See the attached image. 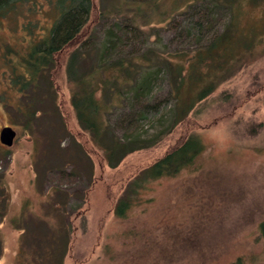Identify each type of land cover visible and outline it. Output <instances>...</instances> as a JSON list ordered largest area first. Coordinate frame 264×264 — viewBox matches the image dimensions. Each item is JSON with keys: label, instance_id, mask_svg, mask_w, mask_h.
<instances>
[{"label": "rangeland", "instance_id": "obj_1", "mask_svg": "<svg viewBox=\"0 0 264 264\" xmlns=\"http://www.w3.org/2000/svg\"><path fill=\"white\" fill-rule=\"evenodd\" d=\"M92 1V19L100 11L111 13L104 28L128 23L117 15L119 9L127 8L125 0ZM182 2L159 0L146 6L135 20L140 34L132 37L127 52L149 47L164 53L194 48L199 43L196 38L206 41V35L198 36L191 29L195 12L187 11ZM51 16V4L46 0H27L0 19V132L10 127L16 131L12 145L0 142V176H4L6 187L0 194V264H17L25 226L31 233L22 248L28 262L32 260L37 241L49 233L42 221L54 229L58 226L50 204L67 205L66 214L72 210L64 197L52 194L48 179L37 181L38 171L42 173L44 165L54 158L48 154L55 142L48 119L38 121L32 136L16 118L19 106L26 111L30 105L14 80L25 73L23 58L34 44L32 40H39L43 28L51 26ZM263 20L264 4L244 6V28L257 27ZM173 24L174 30L169 27ZM28 25L34 26L32 37L26 30ZM104 28L90 26L95 34L99 29L102 44ZM262 39L236 76L219 86L197 112L159 145L128 155L114 170L79 127L71 104L74 84L67 77L68 53L57 58L52 77L56 105L73 139L87 150L95 179L86 213L75 222L64 264H264L260 230L264 224V34ZM127 52H114L110 57ZM152 99L158 107L145 119L131 122L128 107L110 115V125L118 137L147 139L168 129L174 102L162 73L157 76ZM45 103L33 106L39 109L48 106ZM193 134L205 145L194 166L172 179L149 183L126 217H115L116 202L128 181ZM72 137L62 139V149H67ZM51 182L67 190H81V183L58 176H52Z\"/></svg>", "mask_w": 264, "mask_h": 264}, {"label": "trees", "instance_id": "obj_2", "mask_svg": "<svg viewBox=\"0 0 264 264\" xmlns=\"http://www.w3.org/2000/svg\"><path fill=\"white\" fill-rule=\"evenodd\" d=\"M46 1L51 4V26L43 28L39 40H32L34 44L23 58L25 73L17 75L14 80V84L20 86L19 92L29 100L30 105V109H25L26 111L19 106L16 118L24 131L32 136L38 121L48 119V126L55 134L53 149L48 154L54 158L51 164L44 165L42 173L38 171L37 181L48 179L52 194L64 197L72 210L70 214H66L65 204H62V208L56 203L48 206L49 211L58 218V226L54 229L49 223L42 221L47 225L49 233L37 241L35 256L29 262L22 248L31 233L25 226L17 264H64L69 254L75 222L86 213L84 208L95 180L93 163L87 150L73 139L59 106L56 105L52 77L58 57L68 53L67 77L74 84L71 104L79 127L91 138L95 147L103 152V159L114 170L128 155L159 145L170 132L197 112L219 86L236 76L242 68V62L253 54L264 34V20L257 27L244 28L242 25L244 6L256 8L264 4V0H182L187 11L195 12V15H191V29L198 36L206 35L207 40L203 41V37L196 38L199 43L189 49L160 53L148 47L130 53L127 48L132 37L140 34L135 27L136 17L146 11V6L155 5L159 0H125L127 8L119 9L117 15L121 14V20L128 23H116L107 29L104 25L109 22L111 13L100 11L92 19L95 13L92 0ZM26 2L27 0H0V19ZM174 25L169 27L174 30ZM90 26H94L96 30L105 29L104 44L99 41V29L95 34L94 31L90 32ZM26 30L30 37L34 35V26L28 25ZM114 52L127 53L118 58L110 57ZM160 73L168 82L169 97L174 102L168 129L147 139H121L110 125V115L128 107L129 120L137 122L155 111L158 106L152 95ZM37 102L48 106L36 109L33 104ZM55 119L57 122L53 123L51 120ZM67 137H72L73 140L67 149H62V139ZM204 152L205 145L199 136L193 134L183 139L177 147L128 181L122 196L116 202L115 217L125 218L127 212L138 202L140 192L149 183L178 176L183 170L193 167ZM52 176L68 182L72 180L76 185L81 183V190L78 192L67 190L62 185L56 186L51 182ZM5 188L4 176H0V194ZM26 210L24 208L20 217L23 223ZM260 230L264 236V224ZM1 255L0 241V258Z\"/></svg>", "mask_w": 264, "mask_h": 264}, {"label": "water", "instance_id": "obj_3", "mask_svg": "<svg viewBox=\"0 0 264 264\" xmlns=\"http://www.w3.org/2000/svg\"><path fill=\"white\" fill-rule=\"evenodd\" d=\"M0 132V142L10 146L14 143V138L16 137V131L10 128H2Z\"/></svg>", "mask_w": 264, "mask_h": 264}]
</instances>
